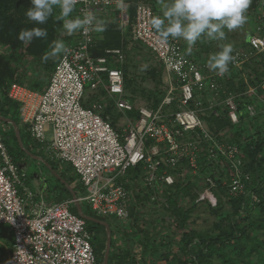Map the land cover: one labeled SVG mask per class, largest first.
Returning <instances> with one entry per match:
<instances>
[{
	"label": "built area",
	"instance_id": "built-area-1",
	"mask_svg": "<svg viewBox=\"0 0 264 264\" xmlns=\"http://www.w3.org/2000/svg\"><path fill=\"white\" fill-rule=\"evenodd\" d=\"M127 6V0H78L76 16L116 11L119 26L125 30ZM153 16L150 5H136L132 38L164 67L168 90L157 108L135 105L126 98L122 70L113 67L124 60L120 49H106L104 55L95 57L91 53L95 31H78L77 41L61 54L43 91L15 82L9 86L8 97L18 103L22 124L42 150L72 166L84 187L77 200L86 202L100 217L130 221L132 206L139 203L136 195H143L141 190L150 204L167 205L168 189L177 177L198 175L202 157L210 171L201 178L205 185L196 202L216 205L215 179L220 178L221 170V185L230 195L247 193L257 200L246 192L249 175L243 170L241 150L215 136L203 118L207 110L218 115L216 107L222 105L230 121L239 122L237 95L228 93L220 101L215 99L227 73L220 76L209 70L207 62L191 58L178 40H163L150 24ZM249 43L256 51L264 49V39L258 35ZM232 55L234 61L229 65L238 67L251 51L237 50ZM100 87L120 114L117 123H126L120 131L112 127L108 114L103 118L102 103L83 106L88 93ZM258 87L264 91V80ZM257 90L252 86L245 92L253 100L245 106L248 118L264 117V94ZM174 101L176 109L169 110ZM133 110L137 117L128 115ZM184 163L190 170L186 174L178 172ZM135 168L139 172L124 181L126 172ZM26 176L13 162L0 133V225H8L14 235L8 264H96L86 221L70 210L74 200L48 204L40 197L36 201L25 187Z\"/></svg>",
	"mask_w": 264,
	"mask_h": 264
},
{
	"label": "trees",
	"instance_id": "trees-1",
	"mask_svg": "<svg viewBox=\"0 0 264 264\" xmlns=\"http://www.w3.org/2000/svg\"><path fill=\"white\" fill-rule=\"evenodd\" d=\"M138 3H145V0H127L129 17V23L126 27L127 33H132L131 27ZM259 4H261L263 15L261 17L262 26L257 34L254 32L247 34L233 48V52L237 50L251 51V55L247 61H244L238 67L229 65L226 77L220 82L219 95L215 98L220 101L228 93L237 95L239 122L233 124L228 117L226 108L222 105L216 107L219 112L218 115H214L207 110L205 116H203L208 128L215 136L221 138L223 142L237 145L241 150L243 170L249 175L246 192L250 191L256 196L257 200H254L251 194L247 193L230 195L227 188L221 185L223 179L221 170L220 178L215 179L218 183L217 188L214 189L217 198L216 205L212 206L207 201L196 202L199 192L205 185L201 178L210 171V164L206 162L205 157H202L198 163L200 166L198 175L188 173L190 171L188 165L181 164L178 172L188 174L182 178L177 177L175 184L168 189L170 195L167 196V205L156 206L155 209L157 210H154L160 213L158 217L161 223L166 224L167 228H171L172 226H168V224L172 222L176 226L177 233L166 242H157V231L151 233L139 229V233H136V231L126 233L129 236V241H133V243L137 241L140 245V258L137 255L135 256L133 250L129 247L119 248L113 253L112 258L109 257L111 262L108 261V264H156L155 262L158 260H163L165 264H264V117L258 114L251 119L247 117L245 112V106L248 103H253V100L245 95L249 87H257L258 93L264 94V91L258 87L264 80V49L256 51L249 43V39L254 35L264 39V0H255L252 6L256 9ZM30 6V0H0V43L12 46L15 49L24 43L18 39V34L22 29L33 27L46 29L48 33L46 38H34L30 43H25V49L29 54L38 57L47 71L50 70L51 74L61 54L57 59L51 58L46 62L42 60V57L50 51L52 41L59 38L58 33L62 27V21L56 19L59 15V9L53 13V16L45 24L38 25L28 21L25 16V11ZM111 13L113 14L111 15L112 18L106 20L100 18L102 13L96 16L105 23V30L103 32L95 31V41L91 53L96 57L104 55L106 49H120L124 55V60L121 63H114V65L122 70L126 98L136 105L135 97L141 94L145 98L146 106L157 108L168 90V86L164 84L161 76L164 67L160 62L159 68H152L147 72L148 76L155 81L153 90H147L140 86L141 83L139 84L137 81L138 77L133 75L131 71L132 65L128 61L129 51L125 50L127 44L123 31L117 22V12L111 11ZM76 14L77 8L75 7L72 16L75 17ZM77 39L78 36L71 44H74ZM135 42L144 47L140 42ZM209 51L210 48L206 47L205 52ZM187 54L194 58L188 51ZM125 58H127V61H125ZM207 60L208 58L200 62L205 63ZM246 68H250L248 73H245ZM15 81L19 80L15 77L14 70L8 65V61L0 58V116L10 118L18 125L24 148L35 153L30 148L35 147L39 150L41 148L36 143H30L29 147L25 145V140L30 141L31 139L30 134L21 122L18 103L11 100L7 94L9 86ZM29 88L35 91H43L45 87L41 88L40 84L34 83ZM87 98L83 102V106L88 107L94 101L102 103L104 105L103 118L108 114L112 127L120 131L119 128H116L120 114L115 110L104 88L100 87L96 92L88 93ZM204 105L207 104L204 103ZM176 107V101H174L168 109L174 110ZM128 115L137 117L138 113L133 110ZM9 127L10 131H7L8 143L5 141V145L13 162L21 167L24 151L18 145L13 127L11 125ZM220 132L223 135L219 136L218 133ZM48 164L56 174L58 181V184L53 188L56 192L55 202L71 198L70 191L61 180H64L72 188L77 197L84 194V187L70 164L65 163L68 168L63 172L57 171L53 164L49 162ZM139 170L140 168L128 170L125 178H123L124 181L131 180L133 177L130 175L139 172ZM126 186L128 187L127 184ZM141 192L143 191L141 190ZM142 197H145V199L140 202ZM136 199L140 203H144L145 200L148 201L145 193L136 195ZM83 202L80 203L86 215L96 219L101 218L92 211L88 204H86V207ZM70 210L77 214L74 205L70 207ZM141 211L137 205L132 206L130 212L131 225L133 224L132 215ZM201 213L208 214L213 221L209 223L205 220L204 227L194 226L196 220L202 216ZM85 221L86 228L91 235L98 232L103 237V244L97 249L93 247L96 254V264H102L106 242L105 227L88 220ZM176 229L174 228V230ZM174 230L173 228H171V231L166 230L165 234L167 236L165 237L170 236L169 234L175 232ZM175 235L179 236L177 240ZM111 245H114L112 231ZM172 245L177 247L176 252L172 251Z\"/></svg>",
	"mask_w": 264,
	"mask_h": 264
},
{
	"label": "rangeland",
	"instance_id": "rangeland-1",
	"mask_svg": "<svg viewBox=\"0 0 264 264\" xmlns=\"http://www.w3.org/2000/svg\"><path fill=\"white\" fill-rule=\"evenodd\" d=\"M164 2L165 0H145V3H147L153 8L155 16L162 15ZM254 2L255 0H251L250 6L246 12L247 22L243 27L231 32L225 30L226 40L222 42L210 41L207 38H203L200 41H197V43L194 46H192V50L190 54L194 56L196 60L202 61L203 59L208 58L210 54L218 51L219 43H224V42L231 43L234 48V45L238 42H241L242 41L241 39L247 34H250L252 32L257 34L259 28L263 24L261 19L263 15H262L261 4H259L255 9V7L252 6ZM56 10L57 9L54 10V13L56 12ZM111 15L113 14L109 10L107 12H103L100 18H102V20L110 19L112 18ZM117 22H118V18H117ZM122 31L127 44L126 45L127 48L125 50L129 51L128 61L129 64L132 65L131 71L133 75L138 77L137 81L139 82V84L141 83L140 85L141 87L147 90H153L155 81L154 79L148 76L147 72H149L152 68H159L160 61L152 53H150L145 47H142L140 44L136 43L135 40L132 38V33H127L128 31L126 29ZM58 35H59L58 39H62L67 47L71 43H73V41H75L77 37V32L69 36L63 33V29L61 27ZM175 40H178L181 43L183 49L187 52L188 49L187 43L182 39H175ZM25 47H26L25 43H23L21 46L15 49H13L12 46L0 43V58L8 61V65L14 70L15 77L19 80V81H15V83L22 84L26 87H29L34 83H38L40 84L41 88H44L48 83V79L50 77V70L47 71V69L41 63L40 59L38 57L33 56L32 54H29L26 51ZM206 47L210 48V51L207 53L205 52ZM58 57L59 56L54 58L57 59ZM125 61H127V58H125ZM143 65H147V68L146 70L141 71ZM113 67L116 66L114 65ZM249 71L250 68L245 69V73H248ZM161 76H162V81L164 82L165 85H167L166 73L163 68H162ZM86 87H88V85ZM135 102L136 105H146L145 98L141 94H138L135 97ZM125 125H126L125 122L116 123V128L120 129V127H125ZM7 131H10L9 124H6V122L0 120V133L3 136L4 140L8 143ZM47 138L48 139L50 138V132L47 133ZM28 141L29 140L27 139L25 140V145H27L28 147L30 146V143H34L32 138L30 139L29 142ZM30 149L35 153L30 152L31 154H28L23 150L24 155L22 157L23 161L25 162L24 170L26 171L27 174L25 180V187L26 189H28V191H31L33 193H36L39 187L44 192L49 189V192L48 191L46 192L45 197H47V195L53 197L55 193L53 188H55V186L58 184V181L54 172L51 170L48 162L53 164V166H55L57 171L59 172H63L68 167L66 166L65 162L61 163L58 159L54 157L53 154L50 153L48 154L44 150L42 149L39 150V148H35V147H32ZM38 157L41 159H39ZM57 175L59 176V174ZM136 176L138 175L136 174ZM143 193H145L144 190ZM21 196L26 200L25 192H22ZM144 199L145 197H142V200H140V202H142ZM83 204L87 207L86 202H83ZM137 207L142 211L140 213H136L132 215L133 217L132 225L130 224V221L121 220L114 216L99 218L101 220H106L109 223L112 231H114L113 233H115V236L113 237L114 245L112 246L110 243L108 261L111 260L109 259V257L111 256L112 258V256L114 255L113 253L115 251H117L119 248L124 249L125 247H129L130 249H132L135 256L136 255L137 257L140 256V252H141L140 245L138 244L137 241L134 243L133 241H129L128 240L129 236L126 233H131L132 231L133 232L136 231V233H139V229H144L151 233L157 231L158 232L157 242L158 241L166 242L169 239H171V237L174 234L177 233L176 226L172 222H170V224L167 223L168 226H172L171 228H173V230L175 228L176 230H174L175 232L169 234L170 236L165 237L167 236L165 234L166 230L168 231L169 229L171 231V228H167L166 224L161 223L158 217L160 213L154 211L157 210L155 209L156 206L150 204L147 200H145L144 203H140V205H137ZM197 214L199 215L200 213ZM201 214L202 216H200L196 220L195 222L196 224L194 226L197 225L200 227H204L206 223L205 220L209 221V223L213 221V219H211V217L208 214L205 215L204 213ZM91 236L92 237L90 239V242L92 246L95 249L99 248L103 244V237L101 233L99 234L98 232H94V234ZM178 237L179 236L175 235L176 240L178 239ZM171 249L173 252L177 251V247L175 245H172ZM155 263L165 264L163 260H158Z\"/></svg>",
	"mask_w": 264,
	"mask_h": 264
},
{
	"label": "clouds",
	"instance_id": "clouds-1",
	"mask_svg": "<svg viewBox=\"0 0 264 264\" xmlns=\"http://www.w3.org/2000/svg\"><path fill=\"white\" fill-rule=\"evenodd\" d=\"M77 3L78 0H30L31 6L25 11V16L28 21L43 25L53 16L54 10L59 9L56 19L62 21L64 34L71 36L78 31L89 30L103 32L105 23L94 13L72 16ZM250 3L251 0H165L162 15L153 16L150 24L165 41L169 38L184 40L190 54L197 41L207 38L222 42L226 40L225 30L231 32L243 27L247 22L246 12ZM47 35L46 29L33 27L22 29L18 39L27 44L34 38H46ZM218 49L208 57L207 67L223 76L229 70V63L234 61L233 46L224 42L218 44ZM67 51L65 42L56 39L42 60L46 62ZM146 68L147 65H143L141 71Z\"/></svg>",
	"mask_w": 264,
	"mask_h": 264
},
{
	"label": "crops",
	"instance_id": "crops-1",
	"mask_svg": "<svg viewBox=\"0 0 264 264\" xmlns=\"http://www.w3.org/2000/svg\"><path fill=\"white\" fill-rule=\"evenodd\" d=\"M25 127V126H24ZM26 129V127H25ZM27 131V129H26ZM28 132V131H27ZM29 133V132H28ZM30 136V135H29ZM31 137V136H30ZM33 140V139H32ZM34 142V140H33ZM35 143V142H34ZM24 145V144H23ZM29 152V151H28ZM38 155V154H36ZM24 166H25V162L22 161V166L21 168L24 170ZM49 192V189L47 190ZM47 191H42L41 188L39 187L38 191L36 193L31 192L34 195V200H39L40 197L44 198V200L46 201V203L50 204V203H55L54 201V197H55V193L53 197H50L47 195V197H45L46 192ZM43 192V193H42ZM22 193V191L20 192ZM77 197V196H76ZM66 199H72V195L71 198H66ZM62 201V200H61ZM81 204V203H80ZM100 217V216H99ZM103 218V217H101ZM101 220V219H99ZM107 222L106 220H102ZM108 223V222H107ZM97 224V223H96ZM100 225V224H98ZM109 225V223H108ZM110 230L112 231L110 225H109ZM98 230V228H97ZM114 232V231H112ZM115 236V233H113V237ZM13 244H14V235L13 232L11 230V228L8 225H0V264H8L9 262V256L13 250Z\"/></svg>",
	"mask_w": 264,
	"mask_h": 264
},
{
	"label": "water",
	"instance_id": "water-1",
	"mask_svg": "<svg viewBox=\"0 0 264 264\" xmlns=\"http://www.w3.org/2000/svg\"><path fill=\"white\" fill-rule=\"evenodd\" d=\"M0 120L3 121V122L8 123L9 125H11L13 127L14 134H15V137H16V140L18 142V145H19L20 149L24 150L28 154H31L30 152H28L24 148L23 142L21 140V136H20V131H19L18 125L12 119H10V118H4V117H1L0 116ZM39 159H41V158H39ZM55 176H56V174H55ZM56 178H57V176H56ZM61 182L64 183L65 186L70 191V193L72 195V199L74 200V206H75V209H76L77 214L80 217L84 218L85 220H88V221H91V222L100 224V225H102V226L105 227V232H106V245H105V250H104V256H103L102 264H108L109 247H110V243H111V230L109 228L108 223L105 222V221H102V220H99V219H96V218H93L91 216L86 215L83 212L82 206H81L80 202L77 200V197H76L75 193L73 192L72 188L69 185H67L64 180H61Z\"/></svg>",
	"mask_w": 264,
	"mask_h": 264
}]
</instances>
